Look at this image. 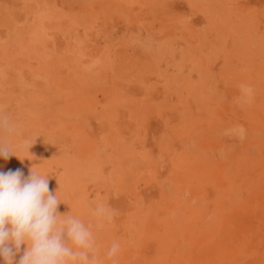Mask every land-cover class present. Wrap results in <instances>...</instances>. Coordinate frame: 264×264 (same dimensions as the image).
I'll list each match as a JSON object with an SVG mask.
<instances>
[{
	"label": "rangeland",
	"instance_id": "obj_1",
	"mask_svg": "<svg viewBox=\"0 0 264 264\" xmlns=\"http://www.w3.org/2000/svg\"><path fill=\"white\" fill-rule=\"evenodd\" d=\"M144 1L0 0V119L15 128L11 135L0 129L15 154L0 157V172L48 176L58 213L92 232L96 264H162L161 214L178 208L199 230L207 213L221 209L223 162L214 158L208 169L197 158L202 150L215 155L210 144L221 136L223 116L248 123L227 111L235 93L222 75L234 64L214 53L213 42L225 34L231 47L253 22L264 38V0H239L254 13L251 22L240 21L226 0H171L148 20ZM107 5L123 14L103 17ZM183 16L182 29L168 31L176 36L163 38L167 48L134 46L148 29L161 40L164 25ZM103 45L109 53L100 54ZM248 63L264 71V54ZM258 148L264 156V141ZM253 172L256 188L240 189L238 209L226 216L227 227L238 228L234 239L253 255L241 264H264V162ZM201 199L204 214L195 217ZM113 243L119 251L109 259ZM232 244L223 243L227 253Z\"/></svg>",
	"mask_w": 264,
	"mask_h": 264
},
{
	"label": "bare ground",
	"instance_id": "obj_2",
	"mask_svg": "<svg viewBox=\"0 0 264 264\" xmlns=\"http://www.w3.org/2000/svg\"><path fill=\"white\" fill-rule=\"evenodd\" d=\"M129 1L133 4L137 0ZM170 1H144L147 5L148 20L154 15L153 12L160 11L163 13V11L168 10L171 4ZM188 2L191 4L190 0ZM226 2L232 3V13L237 18L242 19L240 21H244V18L249 22L253 20L254 13L252 12L253 14H251V11L247 10V8H242V2H239V0H226ZM235 2L238 8L235 6ZM101 14L105 18H109L123 14V12L107 5L102 9ZM184 22L185 16L177 17L173 22L164 25L166 33L158 41L157 37H153V34L148 29L149 36L143 39L138 37L133 40V44L134 46L142 44V47L147 49L153 45L167 48L168 42L165 39L171 40L173 34L168 31L182 29L180 27L183 26ZM254 26H256L255 22L249 24L248 31L243 32L240 37H235L231 47L227 46L228 41L225 34L216 35L212 46L215 54L222 53L226 56L227 53L228 60L234 64L230 69L224 71V75H222L224 77L222 81L232 88L235 93L227 111L235 112L238 110L248 123L247 125L241 124L244 122H240L230 116H223V120L218 119V123L220 120L218 133H221V136L214 140L213 144H210L215 155H212L209 150L201 151L199 148L201 152L197 160L200 161L199 163L203 165V168L210 169L214 158H220L223 162L222 179L225 189L218 191L216 197L220 201L221 209L217 212L207 213L199 230L193 219H187L185 216L180 215L178 208L173 210L168 216L161 214L159 220L162 264H210L207 254H213V258L215 257V260L211 259L213 264H241L248 257L253 256L250 251L246 252L244 250V239H234L238 228L231 229L227 227L226 216L231 211L233 213L234 210L238 209L240 189H245L248 193H251L256 188L253 169L256 166H262L264 162V156H262V152L259 154L258 148L264 141V71L257 66L252 70L248 65L249 58L257 56L259 52L264 54V38H258L257 30ZM174 27L175 29H173ZM198 40L201 43L202 38ZM107 46H104L106 48L103 47L102 50L100 49V54L110 52L109 49L111 47ZM82 68L88 70L84 64ZM242 85L252 89L250 98L241 92ZM169 88L173 91L171 87ZM259 93H261V98H263L262 102L259 101ZM218 99L220 102L223 100L220 97ZM195 140L196 138L193 137L186 140V147L193 150ZM259 179L264 181L262 173H259ZM192 202L196 203V200L193 199ZM200 202L201 207L196 212L195 217L203 216L204 214L207 202L205 199H201ZM226 205L228 207L224 210ZM225 242L228 244L233 242L231 245L233 252L228 251L227 253L223 245ZM190 245L191 247H189ZM194 253L198 256L194 257ZM157 260H161V257H158ZM155 264L160 263L155 261Z\"/></svg>",
	"mask_w": 264,
	"mask_h": 264
},
{
	"label": "clouds",
	"instance_id": "obj_3",
	"mask_svg": "<svg viewBox=\"0 0 264 264\" xmlns=\"http://www.w3.org/2000/svg\"><path fill=\"white\" fill-rule=\"evenodd\" d=\"M241 92L250 98L252 89L242 85ZM0 129L9 135L15 131L6 118L0 119ZM10 155H15L10 145L0 141V157ZM59 203L49 191L48 176L33 169L27 178L20 170L0 172V258L5 264H14L22 245L27 248L18 264H96L92 232L80 219L60 215ZM95 212L104 216L107 210L98 206ZM118 251L113 243L107 257Z\"/></svg>",
	"mask_w": 264,
	"mask_h": 264
}]
</instances>
